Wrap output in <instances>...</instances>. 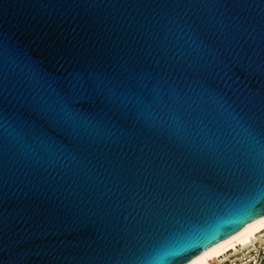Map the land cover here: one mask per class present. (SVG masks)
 I'll list each match as a JSON object with an SVG mask.
<instances>
[{
  "label": "water",
  "instance_id": "1",
  "mask_svg": "<svg viewBox=\"0 0 264 264\" xmlns=\"http://www.w3.org/2000/svg\"><path fill=\"white\" fill-rule=\"evenodd\" d=\"M261 168L264 0H0V264H189Z\"/></svg>",
  "mask_w": 264,
  "mask_h": 264
},
{
  "label": "bare ground",
  "instance_id": "2",
  "mask_svg": "<svg viewBox=\"0 0 264 264\" xmlns=\"http://www.w3.org/2000/svg\"><path fill=\"white\" fill-rule=\"evenodd\" d=\"M264 231V218L258 220L246 229L221 242L213 249L196 258L195 264H209L211 261L221 258L229 252H236L240 248H246L252 244L253 240ZM192 261V262H193ZM190 262L189 264H192Z\"/></svg>",
  "mask_w": 264,
  "mask_h": 264
},
{
  "label": "built area",
  "instance_id": "3",
  "mask_svg": "<svg viewBox=\"0 0 264 264\" xmlns=\"http://www.w3.org/2000/svg\"><path fill=\"white\" fill-rule=\"evenodd\" d=\"M209 264H264V231L248 247L229 252Z\"/></svg>",
  "mask_w": 264,
  "mask_h": 264
},
{
  "label": "snow or ice",
  "instance_id": "4",
  "mask_svg": "<svg viewBox=\"0 0 264 264\" xmlns=\"http://www.w3.org/2000/svg\"><path fill=\"white\" fill-rule=\"evenodd\" d=\"M259 171L264 172V168H261ZM252 184H255L257 187H259V184H257L255 180H252L251 184L249 185V188H251ZM243 194H244L243 190L237 191V192H234V193L227 195L224 199L229 201V202H235ZM225 210H227V207L225 208ZM193 227H195V225H193ZM166 256H167V252L163 251V249H162L159 257L157 258L156 264H163V260L166 258ZM192 264H195V261H193Z\"/></svg>",
  "mask_w": 264,
  "mask_h": 264
}]
</instances>
